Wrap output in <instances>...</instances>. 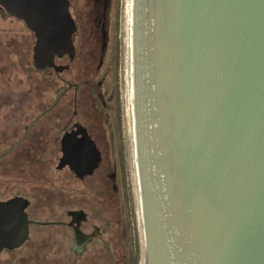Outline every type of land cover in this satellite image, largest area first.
<instances>
[{
	"label": "water",
	"instance_id": "1",
	"mask_svg": "<svg viewBox=\"0 0 264 264\" xmlns=\"http://www.w3.org/2000/svg\"><path fill=\"white\" fill-rule=\"evenodd\" d=\"M1 3L43 33L46 66L74 58L68 0ZM123 52L144 264H264V0H124ZM78 134L87 145L76 156L68 143ZM87 136L65 135L57 170L98 169ZM28 204L0 202L12 241L0 252L25 240L12 214Z\"/></svg>",
	"mask_w": 264,
	"mask_h": 264
},
{
	"label": "rangeland",
	"instance_id": "2",
	"mask_svg": "<svg viewBox=\"0 0 264 264\" xmlns=\"http://www.w3.org/2000/svg\"><path fill=\"white\" fill-rule=\"evenodd\" d=\"M71 4V12L78 22L75 39L77 59L61 78L36 71L32 74L29 68L32 55L28 56L29 33L21 24L17 27L12 22L0 20V68L3 71L0 77V100L1 97L11 98L13 103H5L14 104L17 110L19 108L14 117L16 136L6 143L0 140V202L17 195L28 199L30 207L26 209L27 212L19 209L12 214L15 217L22 215L23 218L22 223L14 222L13 227L23 225L28 233V229L33 231L50 225L58 218L56 216L60 215L54 213V217L40 216L37 214L40 208L52 210L62 200L80 199L86 186L89 188L86 196L89 200L83 204L103 203V210H111L110 215L108 212L104 215L107 214L106 218L113 221L112 230L119 238L121 245L119 250H116L117 254H121L125 249L134 257H138L139 264H142L141 230L135 201L125 110L124 0H71ZM70 49L69 43L62 44V52H69ZM42 63L46 64V61L42 60ZM67 63L63 62L60 66H66ZM92 81L100 86L103 93L104 106L100 114L94 111L92 104L89 83ZM70 84L79 86L78 96L75 91L69 89ZM62 88L66 89L63 90V101L59 107L52 108L46 115V102H56L58 92ZM13 98L16 99L17 105ZM22 98H30V101L18 104ZM76 99L80 121L82 125L89 127L103 154L101 169L95 177L91 176L82 181L67 169L57 170L59 154H52L51 148L46 152L39 149L33 155L34 163L32 160L29 164L22 161L20 152L10 154L11 146L19 141L24 131L27 132L29 123L34 120L33 134L36 136V145L50 147L56 135L50 133L49 126L59 120L61 115L75 112L70 103ZM3 102L0 101V104ZM6 113V110L0 108V121L8 118L9 114ZM13 163L19 165L18 170L12 167ZM107 170L114 176V184L108 179V182H105L103 172ZM95 180H98V183ZM105 200L108 204L104 203ZM33 241L35 242H32L29 248L0 253V264H83L81 261L75 263L65 260L71 258L66 256L65 245L60 240H51L47 232L39 234L35 231ZM87 261H91V257Z\"/></svg>",
	"mask_w": 264,
	"mask_h": 264
},
{
	"label": "flooded vegetation",
	"instance_id": "3",
	"mask_svg": "<svg viewBox=\"0 0 264 264\" xmlns=\"http://www.w3.org/2000/svg\"><path fill=\"white\" fill-rule=\"evenodd\" d=\"M69 3V10H70V15L73 19L74 25L78 26L77 20L74 18L72 12H71V0H68ZM0 12H6L9 17L5 18H0L1 21L3 22H12L14 23L15 26L18 27L19 24L24 27L25 31L29 33L30 39H29V46H28V56L31 57L32 59L30 62V70L32 71V74L36 71V69L42 70V71H47L48 69L52 70L57 77L61 78L62 73L65 71H69L71 68V61L72 58L70 55H64V56H56L54 59V66L52 68H48L45 64H42L39 68L36 66V56L39 57V59L42 61L44 60L43 57V52H42V45H43V38L45 37L43 33L38 30V29H31L28 26V23L22 19H17L12 17L7 10L4 8V6L1 3L0 0ZM3 13V14H4ZM77 32V31H76ZM75 38H76V33L73 35V46L75 48V57H76V46H75ZM75 59V58H74ZM73 59V60H74ZM63 62H68L66 66H60L61 63ZM48 68V69H47ZM66 69V70H65ZM65 70V71H64ZM47 73V72H45ZM3 75L2 68H0V77ZM13 79V78H12ZM70 84V88H71ZM3 88V87H2ZM79 92H76L78 96ZM64 97L58 98L56 102L53 103L51 102L45 104V114L52 110V108L59 107L61 102L63 101ZM14 103L16 102V99L13 98ZM0 101H4L3 104H0V108L3 110H6L8 115V118L5 117V119L0 121V127H1V132L2 135H0V140H2L3 143L9 142L10 140L14 139L16 136V129L14 122V117L16 115V107L14 104H8L7 101H11V98H2ZM5 101L7 103H5ZM30 101V98H22L21 101L19 100L18 104H24L25 102ZM17 105V102L15 103ZM71 106H73L75 112L73 113H67L65 115H61L60 119L57 120L55 123L53 122L51 125L49 123V131L50 133H55L56 139L53 138L52 140V145L50 147L43 145V146H37L36 145V136L33 134V128L35 125V120L32 123H29L27 127V132L24 131L22 135L20 136L19 141H17L15 144L11 146V151L10 154H18L20 152V158L24 163L32 162L34 163V157L33 155L39 150H43L46 152V150L51 148V153H57L58 155V160H57V165L59 164L60 159L62 158V140L65 137V135H72L75 132H77L79 127H82L83 129L87 130L88 138L93 141L97 147V149L100 151L97 143V139L95 140L94 137H92V133L89 129V127L86 124L81 123L80 117H79V112H78V102L77 99L76 101H73V103H70ZM54 106V107H52ZM11 107V109H10ZM19 111V108L17 110V113ZM43 114V115H45ZM29 119V118H27ZM40 119V118H38ZM37 121V120H36ZM54 135V137H55ZM70 152L72 154H75L76 156L78 155V147L85 146L87 145V142L83 138L82 135H74L71 138V141L68 143ZM77 149V150H75ZM86 151V158H89V151L86 150L85 148H82ZM102 154V152L100 151ZM5 155V153H3ZM8 154V153H7ZM74 156V155H73ZM3 157V156H2ZM77 159V157H76ZM103 162V154H102V161L99 164L98 169L94 170L92 174L90 175H85L82 178H79L76 176V170H71V168L66 167L64 170H69L72 172L78 179H81L82 181H86L89 177L94 176L95 174L100 171L101 165ZM12 167L14 169H17L19 165L17 163H13ZM63 171V170H62ZM105 182L106 177H104ZM98 183V180H95ZM109 186V183H108ZM88 187L83 188V193L81 194L80 199H75L71 198L68 199L67 201L62 200L60 203L56 205L55 209H44L41 210V208L37 211V214L42 216V215H49L51 216L52 214L56 213L60 214L56 216V220H54L50 225H47L44 228H40L37 230L31 231V229H28V233L26 237L24 238L25 240L22 242L19 248L14 249V250H8L4 249L0 253L4 251H11L14 252L16 250L24 249V248H29L31 246L32 242L35 239V231L36 233L42 234L44 232H47L50 235L51 240H60L64 245L67 250V255L71 258L65 259V260H71L75 263L77 261H81L83 264H139V261H125V258L123 256L124 252H128L125 250H122L123 252L121 254H117L116 250H119L118 247L116 246V236L114 230H112V222L111 219L106 218L107 214L105 212H108V215H110L111 210L108 208V210H103L101 206L104 207L103 203H84V201L89 200L86 198L88 195ZM20 196V195H17ZM13 196L12 198H8L6 201H10L14 198H23L26 199L24 196L22 197H17ZM40 198V197H39ZM95 202V201H94ZM74 203V205H73ZM104 203L108 204L106 200ZM22 206H25V204H22ZM21 206V207H22ZM29 204L25 208V210L29 209ZM62 207V208H61ZM60 208V209H59ZM27 210L25 212H27ZM59 210V211H58ZM53 216V215H52ZM53 216V217H54ZM9 218L6 216V213L2 212L0 213V244L2 245H7L8 242H12L11 240H8V237L5 235L4 236V231L8 228L9 226ZM31 228V227H30ZM30 245V246H29ZM105 246L108 248L106 251ZM110 246H111V251H110ZM77 249V251L80 252V254H76L73 249ZM91 257V261H87V259Z\"/></svg>",
	"mask_w": 264,
	"mask_h": 264
},
{
	"label": "trees",
	"instance_id": "4",
	"mask_svg": "<svg viewBox=\"0 0 264 264\" xmlns=\"http://www.w3.org/2000/svg\"><path fill=\"white\" fill-rule=\"evenodd\" d=\"M3 13L4 12H0V18L9 17V15L6 12L4 14ZM76 31L78 32V26H76ZM77 32H76V36H77ZM74 58H73L74 60L72 59V61H71V65L74 64L75 61H76V59H77V52H76V57L74 56ZM36 72L37 73H44V74H46L47 76H50V77H52V76L53 77H57L56 74L52 70H50V69H48L47 71H45L47 73H45L44 71L39 70V69H36ZM67 72L68 71L63 72L62 75L65 74V73H67ZM89 83H90V87H91V90H92L91 91V99H92V104H93V107H94V111H96L98 114H100V110H102V107L104 106V98H103L102 89L100 88V86H97L93 81L92 82H89ZM71 85H72L71 88L69 86V89L70 90L75 91V92H79V90H80L79 86L74 85V84H71ZM64 89L65 88H62V89L59 90V92H58V98L65 97V91H66V89H65V91H63ZM52 107H54V106H52ZM103 174H104V177H106V179H108V181H110L112 184L115 183L114 176L111 174V171L110 170L104 171ZM114 187H115V185H114ZM116 239H117L116 246L121 245L120 244V241H119V238L116 237ZM105 249H106V251L108 250V248L106 246H105ZM109 249L111 251V246H110ZM14 252H16V251H14ZM123 256L125 258V261H139L138 257H134L129 252H126V253L124 252Z\"/></svg>",
	"mask_w": 264,
	"mask_h": 264
},
{
	"label": "bare ground",
	"instance_id": "5",
	"mask_svg": "<svg viewBox=\"0 0 264 264\" xmlns=\"http://www.w3.org/2000/svg\"><path fill=\"white\" fill-rule=\"evenodd\" d=\"M142 264H144V262H143V257H142Z\"/></svg>",
	"mask_w": 264,
	"mask_h": 264
},
{
	"label": "crops",
	"instance_id": "6",
	"mask_svg": "<svg viewBox=\"0 0 264 264\" xmlns=\"http://www.w3.org/2000/svg\"><path fill=\"white\" fill-rule=\"evenodd\" d=\"M1 201V200H0ZM7 202V201H6Z\"/></svg>",
	"mask_w": 264,
	"mask_h": 264
}]
</instances>
